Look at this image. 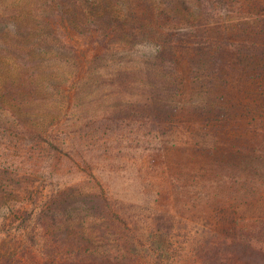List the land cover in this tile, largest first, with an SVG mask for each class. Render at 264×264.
Segmentation results:
<instances>
[{
    "label": "rangeland",
    "instance_id": "374dc122",
    "mask_svg": "<svg viewBox=\"0 0 264 264\" xmlns=\"http://www.w3.org/2000/svg\"><path fill=\"white\" fill-rule=\"evenodd\" d=\"M152 3L0 0V263L93 248L89 228L109 225L101 210L89 217L92 194L138 240L175 236L163 264L197 260L190 244L216 236L245 232L264 247V96L245 75L152 67ZM155 103L182 108L185 125L156 131ZM72 190L85 231L64 223L52 235L41 212Z\"/></svg>",
    "mask_w": 264,
    "mask_h": 264
},
{
    "label": "trees",
    "instance_id": "16d2710c",
    "mask_svg": "<svg viewBox=\"0 0 264 264\" xmlns=\"http://www.w3.org/2000/svg\"><path fill=\"white\" fill-rule=\"evenodd\" d=\"M152 1L148 11L153 22L150 30L154 32L153 40L156 42L153 50L156 65L152 67L170 69L173 65L179 70L184 61L190 63L192 72L210 71L211 75L207 78L212 81L217 80L218 75L228 77L229 81L233 73L236 76L245 75L247 83L258 88L264 96V0H235L238 5L242 3L238 10L230 8L234 0ZM166 21L170 25H166ZM104 48L110 50L113 46L104 44ZM155 105L150 108L152 115L149 120L156 131L166 129L171 118L176 125H185L182 108L173 111L176 107L170 104ZM198 110L201 112L203 109ZM201 114L204 118L210 115L207 118L211 125L217 124L215 118L221 116L210 112ZM79 196L81 193L77 190L62 192L42 210V218L46 220L48 229L54 230L52 235L58 233L64 223L67 230L82 234L85 222L76 216H84L88 208L96 212L89 213V217L99 222L101 214L98 211L101 210L105 213L101 215L104 224L109 225V229L98 226L90 231L89 228L88 240L91 239L93 248L84 250L87 242L78 241L72 251L61 247L47 251L44 257L32 250H23L20 255L0 264H13L12 261L15 264H163L165 254L175 244V236L168 238L153 232L147 235L142 230L138 233L141 238L138 240L137 232L131 233L128 222L106 194L101 195L99 201L92 194L95 198L90 201L91 206L81 211L75 209L74 204V198ZM63 219L65 221L62 222ZM137 246H141L140 251ZM190 248H196L193 254L197 260H187L182 264H264V247L248 238L245 232L206 238L203 244H190Z\"/></svg>",
    "mask_w": 264,
    "mask_h": 264
}]
</instances>
